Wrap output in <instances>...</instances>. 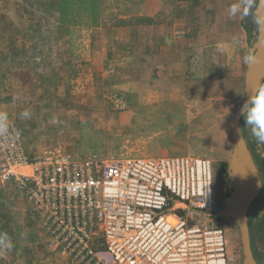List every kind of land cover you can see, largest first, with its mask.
I'll use <instances>...</instances> for the list:
<instances>
[{
    "label": "rangeland",
    "instance_id": "374dc122",
    "mask_svg": "<svg viewBox=\"0 0 264 264\" xmlns=\"http://www.w3.org/2000/svg\"><path fill=\"white\" fill-rule=\"evenodd\" d=\"M60 1L0 0V111L18 124L26 149H58L80 159L184 156L161 153L163 142L160 145V140L171 135L183 137L190 143L186 156L209 159L212 168L215 203L205 216L197 217V223L221 228L227 241V263L244 264L238 223L227 214L220 195L233 152L231 120L244 91L240 95L236 87L221 85L223 93H198L179 103L165 100L152 106L144 104L143 94L137 93L127 96L128 104L124 94L108 91L107 69L90 72V62L81 59L92 51L93 46L84 45L92 32L63 20ZM70 2L76 11L80 3L92 1ZM119 3L99 0L98 19L104 24L112 21L115 13H121ZM128 3L133 9L132 0ZM96 33L101 35L96 47H102L100 40L108 36V30ZM63 36L70 38V46L59 44ZM66 52L75 54L70 55L72 60ZM26 108L31 117L21 119L19 114ZM124 110L134 112L130 123L120 121ZM0 231L14 242L11 250L0 249V264H70L53 249L39 215L14 182L0 183Z\"/></svg>",
    "mask_w": 264,
    "mask_h": 264
},
{
    "label": "built area",
    "instance_id": "2783aa9c",
    "mask_svg": "<svg viewBox=\"0 0 264 264\" xmlns=\"http://www.w3.org/2000/svg\"><path fill=\"white\" fill-rule=\"evenodd\" d=\"M9 122L20 136L0 137V183L16 184L73 264H228L223 230L197 223L215 203L209 159L30 152Z\"/></svg>",
    "mask_w": 264,
    "mask_h": 264
},
{
    "label": "crops",
    "instance_id": "0c3cea01",
    "mask_svg": "<svg viewBox=\"0 0 264 264\" xmlns=\"http://www.w3.org/2000/svg\"><path fill=\"white\" fill-rule=\"evenodd\" d=\"M119 1L121 13H115L117 17L108 24L98 19L99 0L76 10L72 20L92 32L84 39L92 51L81 59L90 62V72L107 69L108 91L124 94L128 104V97L143 94L142 102L150 106L165 100L179 103L198 93H223L221 85H232L245 94L249 49L244 19L229 15L233 0H132L133 9L131 0ZM122 7L127 11L122 12ZM131 18L137 22L129 23ZM101 29L108 30V36H102V47H96L101 39L96 32ZM69 39L63 36L59 44L70 46ZM67 54L69 60L75 55ZM133 117L134 112L124 110L120 121L127 124ZM162 142L161 153L189 155L190 143L181 136L160 140L161 146Z\"/></svg>",
    "mask_w": 264,
    "mask_h": 264
},
{
    "label": "water",
    "instance_id": "95a60500",
    "mask_svg": "<svg viewBox=\"0 0 264 264\" xmlns=\"http://www.w3.org/2000/svg\"><path fill=\"white\" fill-rule=\"evenodd\" d=\"M255 15L257 13L264 14V0H257L254 8ZM246 33V45L249 49L247 59V72L245 78V94L239 108L233 114L231 120V136L233 152L229 161V177L230 185L233 191L224 199L227 214L236 219L243 246L244 264H259L253 257L250 234L248 228V210L252 202L256 199L261 190V177L256 164L247 147L245 139L237 130L240 128L241 107L251 94L260 90L264 82V27L259 26L258 40L254 47L250 48L248 41V32Z\"/></svg>",
    "mask_w": 264,
    "mask_h": 264
},
{
    "label": "clouds",
    "instance_id": "9594fccd",
    "mask_svg": "<svg viewBox=\"0 0 264 264\" xmlns=\"http://www.w3.org/2000/svg\"><path fill=\"white\" fill-rule=\"evenodd\" d=\"M255 0H233L229 6V15L238 17L241 20L252 15ZM254 22L264 27V14L257 13ZM251 60L252 57H246ZM21 119H29L31 110L26 108L20 114ZM241 115L244 117L245 126L250 130L251 136L259 146L264 147V88L251 94L241 107ZM240 132V128L237 129ZM20 132L9 122V115L0 111V137L19 138ZM264 185V183H261ZM210 189L206 191V196ZM14 247L12 237L4 231H0V249L11 250Z\"/></svg>",
    "mask_w": 264,
    "mask_h": 264
},
{
    "label": "flooded vegetation",
    "instance_id": "af4514ba",
    "mask_svg": "<svg viewBox=\"0 0 264 264\" xmlns=\"http://www.w3.org/2000/svg\"><path fill=\"white\" fill-rule=\"evenodd\" d=\"M257 0H255L252 15L247 17V27L249 29L248 39L250 42V48L254 47L258 40L259 34V25L254 22V8ZM250 33H252L250 35ZM264 88V82L260 89ZM240 129L242 135L245 139L247 147L251 153V156L256 164L260 177L261 183H264V173L261 171L262 166H264V147L259 146L254 138L251 136L250 130L245 126L244 117L240 120ZM264 169V168H263ZM231 183L229 177V168H228V179L226 180L225 186L222 188L220 195L224 199L226 196H229L232 191L233 187L229 186ZM232 184V183H231ZM224 193H229V195H225ZM248 228L250 234V245L254 259L259 264H264V230L262 229L261 225L264 220V185L261 186L260 193L256 197V199L252 202L248 210ZM244 257V254H243ZM244 260V259H243Z\"/></svg>",
    "mask_w": 264,
    "mask_h": 264
},
{
    "label": "trees",
    "instance_id": "16d2710c",
    "mask_svg": "<svg viewBox=\"0 0 264 264\" xmlns=\"http://www.w3.org/2000/svg\"><path fill=\"white\" fill-rule=\"evenodd\" d=\"M60 1V0H59ZM90 1H94V0H90ZM87 4V2L85 3H80V9L84 6V5H86ZM60 5H63V7H62V10H63V20H73L74 19V17H75V15H76V11H74V6H73V4L70 2V0H61L60 1ZM93 6V5H92ZM94 8H95V6H93ZM133 18H131L130 19V21H129V23H135V22H137V20L136 19H134V20H132ZM247 18H245L244 19V21H243V25H244V27L246 28V30H247V32L249 33L250 31H249V29H248V27H247ZM252 33H250V35H251ZM248 41H249V39H248ZM250 43V42H249ZM264 166H262V169H261V171L264 173ZM225 195H229V193H224ZM261 227H262V229L264 230V220H263V223H262V225H261Z\"/></svg>",
    "mask_w": 264,
    "mask_h": 264
}]
</instances>
